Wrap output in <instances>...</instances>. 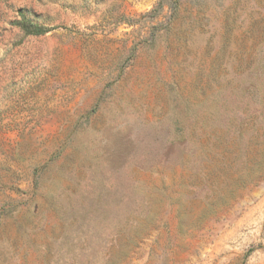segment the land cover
Listing matches in <instances>:
<instances>
[{
  "label": "rangeland",
  "instance_id": "374dc122",
  "mask_svg": "<svg viewBox=\"0 0 264 264\" xmlns=\"http://www.w3.org/2000/svg\"><path fill=\"white\" fill-rule=\"evenodd\" d=\"M0 264H264V0H0Z\"/></svg>",
  "mask_w": 264,
  "mask_h": 264
},
{
  "label": "trees",
  "instance_id": "16d2710c",
  "mask_svg": "<svg viewBox=\"0 0 264 264\" xmlns=\"http://www.w3.org/2000/svg\"><path fill=\"white\" fill-rule=\"evenodd\" d=\"M16 26L26 35V36H41L46 34L48 31L44 27L32 24L30 22L25 21L22 19Z\"/></svg>",
  "mask_w": 264,
  "mask_h": 264
}]
</instances>
